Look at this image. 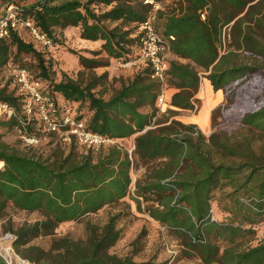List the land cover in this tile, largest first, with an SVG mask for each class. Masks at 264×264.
I'll list each match as a JSON object with an SVG mask.
<instances>
[{
  "label": "trees",
  "instance_id": "obj_1",
  "mask_svg": "<svg viewBox=\"0 0 264 264\" xmlns=\"http://www.w3.org/2000/svg\"><path fill=\"white\" fill-rule=\"evenodd\" d=\"M162 1L171 10L158 12L161 32L174 37L171 53L187 61H169V84L175 90L168 100V116L157 119L159 84L150 79L148 65L132 78H117L108 96L96 88L108 79V72L92 71L107 67L108 60L134 57L141 37L137 25L150 12L149 4L143 0H5L6 6L16 4L21 17L52 38L56 49L49 51L13 31L0 39V71L26 67L59 103L69 104L78 118H86L87 129L111 138L132 137L134 144L131 156L124 147L110 144L98 151L85 148L78 158L68 154L50 161L20 154L0 142V213L10 202L19 210H38L42 215L7 229L24 264H148L110 252L121 237L117 214L102 225L86 222L84 239L56 236L55 230L63 222L119 202L129 194L134 164L163 157L160 165L147 170L143 181L137 179L132 198L139 207L140 198L152 202L145 206L148 215L169 233L176 232L185 245L184 255H196L202 264H264V241L243 250L234 247L240 237L264 224V156L254 153L249 137L228 145L217 133L206 139L195 124L175 117L194 109L195 93L205 77L213 90L224 95V117L264 132V0H183L177 6L174 0ZM102 6L106 8L100 10ZM69 27L77 28L81 39L100 40V48L92 53L107 58L78 54L88 72L54 80L46 53L62 48L57 32ZM27 56L34 58V68L27 67L23 59ZM0 100L15 107V115L0 119L4 126L17 134L19 129L36 133L32 124L22 125V95H15L5 83ZM212 148L239 160L214 163L208 153ZM220 205L231 215L229 221L211 219L213 207L217 210ZM40 236H53L49 249L29 243ZM217 241L227 245L221 248ZM0 264H8L1 255Z\"/></svg>",
  "mask_w": 264,
  "mask_h": 264
},
{
  "label": "rangeland",
  "instance_id": "obj_2",
  "mask_svg": "<svg viewBox=\"0 0 264 264\" xmlns=\"http://www.w3.org/2000/svg\"><path fill=\"white\" fill-rule=\"evenodd\" d=\"M174 3H176V6L184 4L183 0H174ZM5 6V0H0V13L3 11ZM105 8V6H102L100 10H104ZM163 8L165 11L171 10L168 4H166ZM225 8L227 10L228 7L225 6ZM208 10L209 7H206V11ZM161 21L162 20L158 16L157 28L159 31H162ZM58 32V38L63 44L62 48L55 53L47 52V57H45L46 60L50 62V78L59 80L63 74L76 78L79 71H85L79 63L78 54H82L90 58H100L102 60L107 58L104 53L98 55L93 54L92 52L98 50L99 47L90 48L89 45H84L83 41L78 36L77 28L69 27L60 33ZM25 38L28 39L27 36H25ZM133 52L136 53V48ZM23 59L26 60L27 67L31 64L29 68H34V58L27 56ZM108 62L109 64L107 67H96L92 70L96 74H101L105 71L108 72V79L96 87L98 90L103 91V93L107 96L111 93L113 86L115 84L117 85V78L126 74L127 69H129V71L132 70V68L116 67L114 66V63H110L109 60ZM87 72L88 70L85 71V73ZM0 73L1 79L5 80L8 75L6 68H3ZM225 104L226 100L223 95L222 104L218 105L211 111L210 126L202 130L199 127L197 128L204 134L206 139H208L210 133L215 132L222 140H225L228 145L232 146H235L243 138L249 137L251 139V149L254 150V153L259 156H264V132L224 117L223 110ZM192 111L182 110L175 117L182 121L183 119L181 118L189 113H193ZM213 115L214 118H212ZM166 116H168L166 109L164 111L158 110L156 114L157 119H164ZM213 124L214 126H212ZM1 141L8 144L11 149L20 154L41 156L43 159L47 158L50 161L68 154H72V156H76L77 158L80 155L85 154V147L76 143L67 144L56 138L50 139L46 142H39L36 145H28L18 137V134L12 127L8 128L7 126H4L3 122H0V142ZM206 142L208 143V140ZM122 143L124 146H129L131 145V139L128 138ZM107 147L108 146L104 147L103 150L106 151ZM202 148L205 150L207 149L206 145H203ZM240 149L243 151V147H240ZM208 153L214 163H237L239 160L237 157L224 156L221 151H218L215 148L210 149ZM95 155L96 154H93V157H95ZM165 159L166 158L164 157L158 160L156 159L148 162L146 165H143L140 162L138 164H134L130 170L132 181L129 187V194L126 197L117 203L105 205L96 213L86 215L85 217L77 220L61 223L55 230L56 236L67 235L73 239H84L86 236V222H90V224L94 225H102L109 216L117 214V226L121 229V237L110 248L111 253L120 257L129 256L134 261L148 262V264H202L198 256L184 255L185 245L182 243V239L179 236L177 237L176 232L169 233L164 226H161L159 222L155 221L148 215L145 210V206L152 202H146L140 198L139 207L138 201L132 198L137 179L143 181L146 177L147 170H150L151 167L160 165V163ZM155 205L157 204L155 203ZM213 208L214 214L211 218L212 220L223 222L230 220L229 218L231 215L228 212L223 211L221 209V205L217 210L215 207ZM41 218L42 215L38 210H19L13 207L10 202H8L5 209L0 213V248L10 249L13 264L24 263L20 260V256L15 252V246L13 243L14 236L8 232L7 229H15L22 224L32 223ZM52 239L53 236H40L32 239L29 243L38 245L44 249H49ZM238 240V243L234 246L237 250H243L264 241V224L257 228L255 232H247L245 236L240 237ZM219 243L221 248L227 245V243ZM1 254L6 257L3 252H1ZM6 259L11 264L7 257ZM27 262L28 264H32L29 261Z\"/></svg>",
  "mask_w": 264,
  "mask_h": 264
},
{
  "label": "built area",
  "instance_id": "obj_3",
  "mask_svg": "<svg viewBox=\"0 0 264 264\" xmlns=\"http://www.w3.org/2000/svg\"><path fill=\"white\" fill-rule=\"evenodd\" d=\"M151 6L145 19L137 25V32L141 34L140 45L134 57L128 60H115L114 66L119 68H133L138 65L150 67V79L159 84L156 105L160 111L168 107L167 90L169 84V61L172 53L170 42L172 35H165L157 28L158 12L163 8L162 0H143ZM204 18V15H201ZM16 31L20 36H27L29 40L49 51L56 49L53 39L30 20L21 17L16 4L6 6L0 13V39ZM224 42V38L222 39ZM8 75L0 82V88L7 83L9 89L15 90V95H22V125L32 124L35 134H27L19 129L18 137L28 145H36L56 138L64 143H76L85 148L98 151L104 145L117 144L124 147L131 156L134 144L124 146L123 138H111L87 129L86 118H78L69 104H61L45 89L43 81L33 77L26 67L14 66L8 69ZM7 81V82H6ZM197 109V105L193 110ZM15 115V107L0 100V119H8ZM214 218V217H213Z\"/></svg>",
  "mask_w": 264,
  "mask_h": 264
},
{
  "label": "crops",
  "instance_id": "obj_4",
  "mask_svg": "<svg viewBox=\"0 0 264 264\" xmlns=\"http://www.w3.org/2000/svg\"><path fill=\"white\" fill-rule=\"evenodd\" d=\"M161 19V18H160ZM84 43V45H89L90 48L92 47H99L101 45L100 40H88V39H81ZM171 59H178L181 62H186V59L177 58L174 55H172ZM143 65H138L132 68V70L129 71V69L126 70V74H124L122 77L124 79L132 78L134 73L141 69ZM173 87H169L167 90V100L170 99L172 93L174 92ZM195 98L198 100L196 103L197 109L191 110L193 113H189L185 116H183L182 121L185 123H193L197 127H199L201 130L209 127L211 124V111L215 109L218 105L222 104L223 101V94L221 90H213L210 81L205 78L201 77L200 85L195 93ZM148 110V108H146ZM190 111V110H188ZM128 138H125L126 140ZM132 141V137L130 138Z\"/></svg>",
  "mask_w": 264,
  "mask_h": 264
},
{
  "label": "bare ground",
  "instance_id": "obj_5",
  "mask_svg": "<svg viewBox=\"0 0 264 264\" xmlns=\"http://www.w3.org/2000/svg\"><path fill=\"white\" fill-rule=\"evenodd\" d=\"M2 165H3V164H2V161H0V167H1ZM4 250H5V252H4ZM0 251L3 252V253L6 255V257L10 260L11 264H13V262H12V254H11L10 249H9V248H3V249L0 248ZM1 252H0V253H1ZM8 262H9V261H8Z\"/></svg>",
  "mask_w": 264,
  "mask_h": 264
},
{
  "label": "water",
  "instance_id": "obj_6",
  "mask_svg": "<svg viewBox=\"0 0 264 264\" xmlns=\"http://www.w3.org/2000/svg\"><path fill=\"white\" fill-rule=\"evenodd\" d=\"M0 255L8 262V260L6 259V257L4 255H2L1 253H0ZM8 264H10V263L8 262Z\"/></svg>",
  "mask_w": 264,
  "mask_h": 264
}]
</instances>
